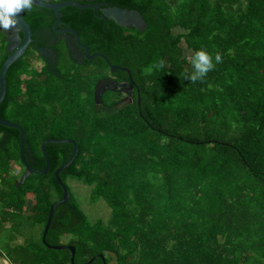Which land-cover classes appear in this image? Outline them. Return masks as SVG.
Listing matches in <instances>:
<instances>
[{
	"label": "trees",
	"instance_id": "16d2710c",
	"mask_svg": "<svg viewBox=\"0 0 264 264\" xmlns=\"http://www.w3.org/2000/svg\"><path fill=\"white\" fill-rule=\"evenodd\" d=\"M72 1L137 10L146 28H120L92 9L59 10L58 28L73 29L90 54L129 70L131 102L106 92L95 107V83L128 82L127 74L111 73L99 57L76 64L62 42L53 47L54 71L32 68L30 55L39 58L33 46L6 71L0 119L24 130L27 162L44 168L45 139L75 141L77 154L61 181L82 182L92 203L110 208L106 222L90 223L66 185L69 199L54 208L45 242L74 247L75 264L96 255L103 260L90 264H264V0ZM23 19L41 35L55 18L32 6ZM201 48L213 57L219 52L222 61L193 83L185 76ZM18 147L19 132L0 126V257L71 264L69 250L47 248L41 236L62 196L54 171L72 146L45 145L47 173L15 187L24 172ZM26 222L40 235L18 242Z\"/></svg>",
	"mask_w": 264,
	"mask_h": 264
},
{
	"label": "water",
	"instance_id": "95a60500",
	"mask_svg": "<svg viewBox=\"0 0 264 264\" xmlns=\"http://www.w3.org/2000/svg\"><path fill=\"white\" fill-rule=\"evenodd\" d=\"M33 6L38 7V8H43V9H46L52 12L55 18L54 23L51 28L52 32L55 34L64 35L63 36L64 39H65V36H68V37L71 36L74 39L75 47L82 51V56L80 57V61H82V59L91 61L95 57H99L105 61L111 73H114L116 71H121L127 74L128 82L117 83L115 81H112L111 79L102 78L95 83L94 89H93V101H94L95 107L101 104V97L105 92H124L125 88L129 87V84H132L133 86H135V84L132 81L129 70H127L126 68H121L118 66L111 65L108 59L100 53L90 54L88 48L85 45L80 44L78 35L73 29H70V28L58 29L57 26L60 22L59 10L64 7H74L77 9H92L94 12L98 11L104 20L106 21L110 20L116 26L120 28H123V29L132 28V29L138 30L139 32H142L146 28V25H145V22L142 16L137 10H128V9H123L117 6L103 5L101 3L81 4L80 2L72 1V0L63 1V2L60 0H57L56 2H53L52 0H34ZM23 12L24 11H22L19 14V17H18L19 24L16 28L11 29L7 32L0 31V33L4 37L3 41L5 43V53L7 54L5 60L0 66V103L4 99L5 92H6L5 76H6L7 69L12 64L17 62L24 55L27 47L33 43L31 39L32 34L30 31V27L23 19ZM34 48L36 51L38 50V53L40 55L42 54V50L39 49L37 45H35ZM127 97H128L129 102H131L130 95H127ZM137 106H138V111H139L140 97H139L138 91H137ZM139 116L141 119H143V117L140 115V111H139ZM0 126L5 127V128L15 129L19 132V147H18L19 148V158H20L21 164L24 167V172L22 173L18 181L14 183L15 187L21 186L24 183L25 179L29 177L31 174L44 175L47 173L49 169V159L45 151V145L54 143V144H70L72 146V154L70 158L68 159V161L65 162L63 165H61L59 168H57L54 171V178L57 184L62 189V196L59 201L53 203L49 208L47 220H46V223H45V226L42 232V236H41V241L45 245V247L49 249L69 250L70 256H71L70 263L75 264L74 263V255H75L74 247L63 246V245L51 246L45 242V236L48 232V229H49L52 217H53L54 208L56 207V205L66 204V202L69 199L68 189L66 185L61 181L59 174L60 172H62L64 169H66L68 166L72 164L77 154V150H78L77 143L70 139H50L49 138V139L43 140L40 145V150H41V153L44 159L45 166L42 170H39V169L33 168L26 160L25 152L28 148L25 144V132L23 131V129L19 125L13 122L7 121V120H3V119H0ZM95 258H99L103 260L102 255H96L93 258H91L88 262L83 263V264H90Z\"/></svg>",
	"mask_w": 264,
	"mask_h": 264
},
{
	"label": "clouds",
	"instance_id": "9594fccd",
	"mask_svg": "<svg viewBox=\"0 0 264 264\" xmlns=\"http://www.w3.org/2000/svg\"><path fill=\"white\" fill-rule=\"evenodd\" d=\"M33 2L34 0H0V31L7 32L16 28L19 24V14L30 10ZM221 61L222 55L219 52L213 57L207 50L198 49L191 56L192 71L185 78L193 83L202 80ZM163 66V62L158 65L160 68Z\"/></svg>",
	"mask_w": 264,
	"mask_h": 264
},
{
	"label": "flooded vegetation",
	"instance_id": "af4514ba",
	"mask_svg": "<svg viewBox=\"0 0 264 264\" xmlns=\"http://www.w3.org/2000/svg\"><path fill=\"white\" fill-rule=\"evenodd\" d=\"M52 1L56 2L57 0H52ZM63 28H66V27H63ZM63 28H58V29H63ZM51 32H48V31L44 30V31H42L41 35H32L31 36V39H32L33 43L30 44L27 47L26 51L31 46H33L32 48L36 52L34 47L37 44L41 45V48H39V49L42 50V54L41 55L38 53V50H37L39 58L36 57V56L35 57L33 56V57L30 58V65L32 66V68L39 70L43 66H46V68L48 70L55 69L56 65H57V62H58V57H57V53H56V51H55V49L53 47H54L55 44L61 43V42L63 43V46L66 48L68 56L71 58V60H73V62L76 63V64H82L83 59H82V61H80V57L82 56V51L75 47L74 39L71 36H69V37L65 36V39H66L65 40L64 37H63L64 35H59V34H55V33H53V32L51 33ZM26 51H25V53H26ZM35 59H37V60H35ZM39 59H40V61H38ZM108 79H111L112 81H115L117 83L126 82L124 78H115V79L114 78H108ZM133 89L134 88L131 87V85H129V87L125 88L124 92H114V93L120 94V100L121 101H125V100L128 99L127 95H130V97H132ZM103 95H102V97H103ZM102 97H101V99H102ZM13 123H15V122H13ZM15 124H17V123H15ZM17 125H19V124H17ZM50 139H52V138H50ZM27 147H29V146H27Z\"/></svg>",
	"mask_w": 264,
	"mask_h": 264
},
{
	"label": "rangeland",
	"instance_id": "374dc122",
	"mask_svg": "<svg viewBox=\"0 0 264 264\" xmlns=\"http://www.w3.org/2000/svg\"><path fill=\"white\" fill-rule=\"evenodd\" d=\"M177 32H178V30H177ZM33 56L34 55H30V57H33ZM35 60H37V59H35ZM38 61H40V59ZM93 89H94V87H93ZM20 169H19L18 165H15V168H14V171L12 174L17 175L20 172ZM66 185L69 188V190L71 191V193L73 194L74 198L76 199V203H77L79 209L85 214V216L87 217V220L90 223H94L97 220H101L103 222H106L108 220V218L110 216V208L102 200H99L95 203L91 202V200H90L91 188L90 187H88V186L84 185L82 182L77 181L76 179H72V178L66 179ZM25 196H26V200H32L29 193L26 194ZM28 207H29L28 205H25L24 213L28 212ZM22 224H21V226H22ZM8 226H9V223H5V227L7 228ZM28 226H30L29 222L24 223V226H23L24 228L22 230V233L19 234V236L17 237L18 242H21L25 237L26 238H29V237L30 238L31 237L38 238V236L40 235V229L39 228H33V227L28 228ZM67 240L68 239L66 237L63 238V242H66Z\"/></svg>",
	"mask_w": 264,
	"mask_h": 264
},
{
	"label": "crops",
	"instance_id": "0c3cea01",
	"mask_svg": "<svg viewBox=\"0 0 264 264\" xmlns=\"http://www.w3.org/2000/svg\"><path fill=\"white\" fill-rule=\"evenodd\" d=\"M28 201H30V200H28ZM30 203V202H29ZM0 264H10V262L6 259V258H2V257H0Z\"/></svg>",
	"mask_w": 264,
	"mask_h": 264
}]
</instances>
